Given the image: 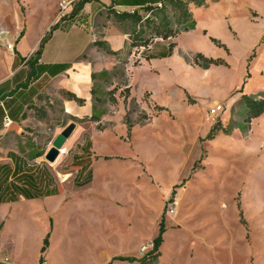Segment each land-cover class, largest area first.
I'll list each match as a JSON object with an SVG mask.
<instances>
[{
  "label": "rangeland",
  "instance_id": "obj_1",
  "mask_svg": "<svg viewBox=\"0 0 264 264\" xmlns=\"http://www.w3.org/2000/svg\"><path fill=\"white\" fill-rule=\"evenodd\" d=\"M59 1L0 0L13 3L22 25L25 7L21 2L29 6L26 24L30 40L50 30ZM63 1L74 2L73 7L78 2ZM191 12L195 30L178 36L181 41L176 55L159 58L133 74V93L128 101L124 100L129 95L126 67L117 65L110 72L96 74L89 121L53 111L42 126L25 129L30 133L27 138L32 148L26 154L30 161L39 157L48 164L45 157L53 141L71 123L77 125L75 138H91L100 155L122 158L96 161L95 184L89 187V205L97 202L90 195L92 190L116 199L114 208L96 215V220L91 215L87 220L76 208L56 215L57 225L44 252L48 236L44 235L46 216L33 217L23 207L1 212L0 261L264 264V114L246 123L240 92L257 99L264 97V0L209 1L202 8L192 7ZM225 13L228 17L224 19ZM63 20L58 17V22ZM0 24L9 26L4 15H0ZM109 31L117 34L118 29L113 27ZM95 39L104 42L102 38ZM175 39L168 42H176ZM149 51L140 49L135 52L137 56L134 54L123 65L130 63L133 72ZM160 51L159 46L154 49L156 53ZM102 52L95 48L89 54L102 57ZM198 54L222 60L228 66L203 69L194 65ZM105 56L106 53L103 59ZM136 62L139 63L135 65ZM176 84L186 88L183 107L180 102L175 103L178 93L172 92L171 87ZM146 91L153 92L159 106L174 111L156 110L150 95H144ZM114 95L122 102L120 107L113 104ZM140 101L143 102L137 103ZM218 105L223 106V111L210 120V110ZM124 107L127 116L118 115L117 111ZM108 110L110 116L105 118ZM126 117L133 125L130 137L122 126ZM113 126L114 130L95 131L96 127L104 131ZM216 126L226 132L221 131L209 140L208 135ZM122 136L125 138L120 139ZM68 164L61 159L57 170L65 172ZM85 192L74 193L85 198ZM173 192L176 195L172 198ZM170 208L174 209L173 214L169 213ZM241 213L247 226L241 223ZM162 219L165 232L160 255L151 261L148 254L153 250L152 242L160 236ZM118 257L134 262L112 261ZM145 258L147 261L142 263Z\"/></svg>",
  "mask_w": 264,
  "mask_h": 264
},
{
  "label": "crops",
  "instance_id": "obj_2",
  "mask_svg": "<svg viewBox=\"0 0 264 264\" xmlns=\"http://www.w3.org/2000/svg\"><path fill=\"white\" fill-rule=\"evenodd\" d=\"M62 1L56 4V12L50 22L51 27L58 23V8ZM154 2H159V0H92L74 17H71L72 11L68 10L70 14L59 22L58 29L45 44L38 58L35 53L46 34L43 31L33 40L29 39L30 34L27 35L26 24L30 14L29 6L21 2L25 7V21L22 25L18 10H13V3L0 2V15H4V19L8 20L10 26L9 28L7 24H0V31L9 32L10 36L7 40L14 42L15 45L14 52H10L6 46L0 44V214L3 211L23 207L24 211L33 217L46 216L48 221L44 235L51 232L52 236L57 225L55 216L64 211L76 208L87 220L90 219V215L91 219L96 220V215L109 213L114 208L116 196L101 194L96 190H92L90 195L97 202L89 205V187L92 188L95 184L96 161H114L122 158L100 155L91 138L82 141V138H75L73 133L65 144V153L60 154L54 163L47 164L39 157L30 161L26 155L27 150L32 148L27 138L30 133H27L25 129L42 126L53 111H64L63 113L67 116L89 121V107L93 105L94 99L92 95L95 82L92 78L93 74L110 72L117 65L126 67L124 70L128 83L126 89H129L131 94L133 93L131 79L138 69L148 63L156 62L159 58L169 56L167 53L172 43L176 44L172 52L176 55L180 48L181 38L177 37L176 42L172 43L168 42L170 40L161 39L154 42L149 48V53L146 54L152 57L151 60L141 59V65L133 68V72L130 70V63L123 65V63L130 62L136 53L131 47V41L124 28L110 17V11L140 10ZM192 7L194 6H191V10ZM223 17L225 19L228 14H223ZM113 27L118 29L117 38L115 37L117 34L112 32L115 34L113 35L109 31ZM21 34L22 37H20ZM93 37L102 38L111 51L117 53V56L109 55L103 50L107 54L104 59L103 52L102 57L98 54L90 55V50H95V48L97 51L101 50L93 45ZM158 46L161 51L156 53L154 49ZM142 55L143 53L140 57ZM171 60L168 58V61ZM93 63L96 64L94 67ZM187 65L186 67L189 68V64ZM169 71L172 70L169 69ZM171 88L172 92L178 93L175 103L179 105L180 102L183 107L186 88L178 84L175 88ZM64 93H71L83 99L84 105L79 106L77 102L67 99ZM146 93L150 95L149 98L154 108L157 106L165 108L167 111L163 112L174 111L171 107L159 106L154 100L153 92L146 91L144 95ZM114 98L116 102L113 104L120 107L122 102L117 100L115 95ZM95 100L98 99L95 98ZM141 102L143 101L137 103ZM145 107L148 109L146 105ZM109 111L105 118H109ZM121 113L126 114L125 107L123 111H117L118 115ZM6 117L13 122L9 128L4 126ZM85 117L88 119H84ZM115 126L104 131L96 127L95 131L96 133L106 132L114 130ZM122 126L126 129L128 136L125 119ZM123 138L125 137L122 136L120 139ZM61 159L69 163L64 169L65 172L57 170ZM84 190H86L85 198L80 196L81 193H74ZM0 264L11 263L5 259L0 261Z\"/></svg>",
  "mask_w": 264,
  "mask_h": 264
},
{
  "label": "trees",
  "instance_id": "obj_3",
  "mask_svg": "<svg viewBox=\"0 0 264 264\" xmlns=\"http://www.w3.org/2000/svg\"><path fill=\"white\" fill-rule=\"evenodd\" d=\"M92 0H79L73 11L71 13V17L76 16L83 7L90 3ZM210 2L216 3L218 0H159V2H154L142 7L140 10L134 11H125V12H114L110 11V17L114 19V21L124 28L126 34L129 36L131 41V47L134 49H149L154 42L157 40L168 41L171 39L177 38L182 33H188L195 30L196 21L191 12V6L196 8H202L207 6ZM161 4V6H159ZM59 22L54 24L50 30L46 33L45 37L41 40L39 49L36 51L35 56L38 58L45 47V44L51 39L53 33L58 29ZM22 37V34L21 36ZM218 47L226 49L224 45H222L219 41L213 39L212 40ZM95 47L105 51L107 54L112 56H117L116 52L111 51L108 44L105 42H95L93 43ZM176 47L175 43L169 45V51L167 55H171L174 48ZM227 51V49H226ZM145 60L149 61L152 59L151 56H144ZM139 62H136L137 65ZM194 65L200 66L203 69H209L211 66H225L228 65L222 60H214L208 59L202 54H198L195 56ZM93 80L97 78L96 74L92 75ZM128 90V96L125 97V102L130 96V91ZM242 94L241 101L243 102L246 109V123H251L254 119L261 117L264 114V97L261 99L253 98L249 95L244 94V91H240ZM94 94V90L92 91ZM65 97L69 100H73L77 102L79 106H83L85 101L83 99L77 98L74 94L64 93ZM114 97V96H113ZM113 103L116 102V99H112ZM158 111H167L165 108L156 107ZM146 120L148 118H145ZM93 121H98L97 119ZM125 124L128 130V137L131 136L133 125L131 121L126 117ZM224 130L220 126L213 127L208 135V139L212 140L216 137V135ZM175 192L172 193V198L175 196ZM242 217V213H241ZM164 219L160 223V236L152 242L153 250L149 252V257H151V261H155L158 259L160 252L159 247L162 243V234L165 232ZM241 223L247 226L246 221H244L243 217L241 218ZM51 233H48V236L45 240V246L43 248V252L49 246V237ZM148 257V256H147ZM112 261H128L134 262L133 259L129 258H113ZM147 259L145 258L142 263H145ZM42 262L44 263V258L42 257Z\"/></svg>",
  "mask_w": 264,
  "mask_h": 264
},
{
  "label": "built area",
  "instance_id": "obj_4",
  "mask_svg": "<svg viewBox=\"0 0 264 264\" xmlns=\"http://www.w3.org/2000/svg\"><path fill=\"white\" fill-rule=\"evenodd\" d=\"M73 4H74V2H72V1H70V2L69 1L68 2L67 1H62L59 4V14H58V17H61V18H64V19L67 18L68 15L70 14L68 12V10L70 9V11H72L71 9L73 7ZM159 6H161V4ZM9 36H10L9 32H7L5 30H1L0 31V44L6 46V48H7L8 51L14 52V49H15L14 42H9L7 40V37H9ZM95 38L96 37H93V43L96 42V39ZM139 50L140 49H134V52H139ZM222 111H223V106L222 105L216 106L214 109L210 110L209 119L211 120V118L217 117ZM12 124H13V122L8 117H6L5 118V121H4L5 128L10 127ZM169 213L170 214H173L174 213V209L173 208H170Z\"/></svg>",
  "mask_w": 264,
  "mask_h": 264
},
{
  "label": "water",
  "instance_id": "obj_5",
  "mask_svg": "<svg viewBox=\"0 0 264 264\" xmlns=\"http://www.w3.org/2000/svg\"><path fill=\"white\" fill-rule=\"evenodd\" d=\"M76 123L68 125L53 141L51 149L46 154V160L49 163H54L61 154L66 142L76 130Z\"/></svg>",
  "mask_w": 264,
  "mask_h": 264
}]
</instances>
